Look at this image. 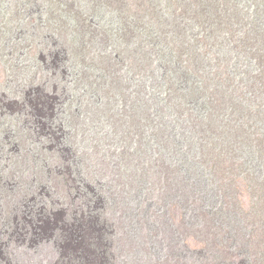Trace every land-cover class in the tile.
Returning a JSON list of instances; mask_svg holds the SVG:
<instances>
[{
	"label": "rangeland",
	"instance_id": "obj_1",
	"mask_svg": "<svg viewBox=\"0 0 264 264\" xmlns=\"http://www.w3.org/2000/svg\"><path fill=\"white\" fill-rule=\"evenodd\" d=\"M70 1L75 9L20 0L17 30L1 42L0 264H264V202H252L242 185L235 197L221 193L219 180L202 196L188 152L192 129L219 132L227 143L242 123L264 129L262 68L239 52L227 84L199 96L185 63L155 44L160 27L139 32L140 17L148 18L140 0H118L115 9L112 1ZM252 2L225 4L219 30L200 22L202 35L216 33L207 47H219L231 27L248 54L257 36L264 44V6ZM76 9L100 12L77 27ZM79 27L86 37L94 29L92 56L72 49ZM104 29L129 42L119 62L114 53L123 48L99 41L109 36ZM100 53L112 59L99 62ZM40 90L53 99L35 118L28 101ZM210 97H220L213 107ZM185 107L192 115L179 114ZM30 222L41 224L35 233Z\"/></svg>",
	"mask_w": 264,
	"mask_h": 264
},
{
	"label": "trees",
	"instance_id": "obj_2",
	"mask_svg": "<svg viewBox=\"0 0 264 264\" xmlns=\"http://www.w3.org/2000/svg\"><path fill=\"white\" fill-rule=\"evenodd\" d=\"M49 1L56 2L58 5H62L61 2L67 1L70 2L73 7L75 6V3L70 0ZM111 1L114 2V9L120 4L118 0H106V4L109 7ZM229 3L230 0H140L138 12H144L148 15V18L140 17V22L137 24L139 32L146 36H152L147 33L149 26L152 23H156L160 27L163 31V41L157 40L155 44L161 45L163 48H167L172 52L170 56L171 61L185 63L190 72H192V75H194L195 83L200 87L199 96L210 94L213 90L227 84V75L232 76L231 73L236 72L233 68L237 67L238 63L234 59V56L237 58L239 52L244 55V59L248 57L255 60L256 64L258 63L259 68H262L264 72V62L261 59V56H264V44L261 43L262 39L259 36H257L258 39L254 38L255 42L252 45L251 53L248 54L246 49L240 44V41L237 38L235 39L236 30L234 31L233 27L230 28L233 31L230 35L229 33L228 36L221 35L223 38L220 41L218 40L217 43V45L220 46L216 48L207 47L209 38L212 39L214 35H216L214 31H209L207 34L202 35L201 32L196 30V28L200 26L199 23L204 22L206 19L208 21L211 20L212 24L218 25L215 27L216 30H219L220 27L222 28L221 22L223 20L220 12L223 16L226 8L225 4L228 5ZM19 4L20 0H14L12 5L11 0H0V49L3 46V40H8L10 38L8 35H11L13 30H17L15 22L18 20L21 11L26 7V5L20 7ZM252 4L256 5V7L260 4L264 6V0H253ZM14 5L17 8L16 10H13ZM76 10L79 16L77 27L78 24L81 25L83 19L86 23L85 20L90 12L94 11L98 14L100 12L99 10H90L89 12H84L80 9ZM123 11L124 10H122V12ZM232 12H234V9H232ZM54 14H56V10L51 11V16ZM69 15L70 17L77 16L73 14V11H70ZM58 16H63V12H60ZM226 16L233 19L238 17L235 13H228ZM168 19L172 20V22H166ZM159 23L166 24L159 25ZM93 31L94 29L90 30V33L86 37V34L83 32V27H79L75 30L76 38L71 43L75 54H77L78 50L81 53L92 56L91 50L93 45L91 43L94 41ZM105 31H107L109 36L100 34L99 41L102 45L112 44V50L113 48H123L114 53L115 59L118 58L119 62L120 56H123V51L126 49V43L129 42H127V39L123 35L117 36V33H114V31ZM86 38L87 40H85ZM10 41H12V39ZM20 41L21 40L16 41L18 45L22 44L21 46L24 48L30 46L29 43L23 44L20 43ZM162 54L165 56L166 52L164 51ZM105 56L108 57V60L112 59L111 54L100 53L98 57L99 62H101ZM1 60L2 59H0V63L2 64ZM91 61H93V59ZM92 63L95 65L96 61ZM184 79L185 78L182 80ZM30 92L29 90L26 94ZM47 97H50L49 94L40 90V95H38L34 103H32L31 100L28 101V105L34 109L35 118L39 117L38 114L41 110H48ZM219 99L220 97H210L209 102L211 107L215 106ZM178 100V102H183L187 106L183 98H178ZM55 106H53V108ZM187 107L183 109L180 108L178 111L179 114L182 116H184V114L192 115V113H188ZM54 111L57 110L55 109ZM205 114L206 112L202 111L199 116H204ZM147 116L151 117V114ZM197 116L198 115H196V117ZM131 121H135L133 116ZM236 127L239 126H235V128ZM249 127L250 124L245 125L242 123V126L239 128L240 131H237L239 137L236 141L231 143L222 141L220 139L221 136H218L219 132L214 133L212 131L210 133H201L194 129L191 130L195 137L194 143L188 149V152L193 156V160H191L190 163L195 167L192 180L194 185L200 184L201 187L198 190L204 193L202 196H209V193H212V191H209V188H214V186H216L219 189L220 183L217 181L219 180L222 182L220 188L221 193L232 190L230 193L235 197L237 193L240 194V186L242 185L248 188L249 191H247V193L251 196L252 202L255 201L259 206L264 202V129L255 132L248 130ZM203 179L204 181L202 183L204 184L201 185ZM256 195H258V197ZM232 201L229 202V205ZM257 209L263 210L264 207ZM240 213H244V208H242ZM33 224L34 223L30 222L29 231L35 233L40 228L41 224L37 222Z\"/></svg>",
	"mask_w": 264,
	"mask_h": 264
},
{
	"label": "bare ground",
	"instance_id": "obj_3",
	"mask_svg": "<svg viewBox=\"0 0 264 264\" xmlns=\"http://www.w3.org/2000/svg\"><path fill=\"white\" fill-rule=\"evenodd\" d=\"M8 262V261H7Z\"/></svg>",
	"mask_w": 264,
	"mask_h": 264
}]
</instances>
